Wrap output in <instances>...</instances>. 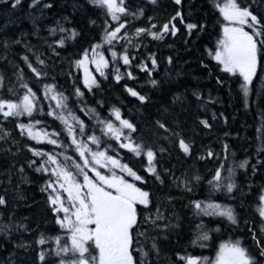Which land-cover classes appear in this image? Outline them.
<instances>
[{
  "label": "snow or ice",
  "instance_id": "6c2138e0",
  "mask_svg": "<svg viewBox=\"0 0 264 264\" xmlns=\"http://www.w3.org/2000/svg\"><path fill=\"white\" fill-rule=\"evenodd\" d=\"M8 2L15 8L21 0ZM40 2L32 0V6ZM88 3L102 9L105 19L99 40L83 48L76 54L78 58L70 61V64L83 70L82 79H73L72 91L65 94L66 90H61L55 83L56 78L49 76L48 58L33 51V46L25 44L26 54L20 59L30 70V79H26L24 70L17 67L14 71L16 84L8 88L12 98L0 96V121H3L0 123V142H11V146L2 149L5 153H11L12 147H18V141L13 137V131L18 129L19 136L27 141L23 148L32 157L27 160V167L48 177L42 191L49 192L47 202L54 213V222L63 235L46 237L41 233L36 243L44 245L49 240L55 242L54 248L39 252L41 264H50L46 259L49 256H55L57 264H149L150 254L159 253L157 237L152 233L168 230L171 227L170 220L161 211L159 202L154 204L152 194L137 186L136 182L146 185L147 181L129 163L123 162L119 150H127L140 158L142 164L146 161L143 171L163 185L165 178L157 167L159 133L162 131L165 138H174L185 155H192L194 145L185 139L183 133L175 130L180 127L178 116L167 108L164 109V118L154 122L152 138L145 139L143 134L134 138L138 132L137 125L123 118L119 108L113 107L108 117L103 118L96 108L87 105L84 97L85 92L92 93L100 88L95 73L108 79L111 72L117 83L124 76L135 79L132 67L136 57L130 54L129 49L143 46L137 43V39L151 37L153 40H162L168 34L175 36L179 31L175 22L179 18V22L184 23V17L182 12L177 11L165 22L153 23L156 17L147 16V27H133V21L145 16L144 7L136 6L132 10L127 0H88ZM147 3L157 6L158 0H147ZM174 3L181 5L182 0H174ZM44 7L50 9L53 5L49 3ZM214 7L227 23L223 25L222 36L209 55L223 73L231 74L240 81L239 89L247 103L254 79L258 78L259 72H264V0H224L223 3L214 0ZM63 19L67 21L68 18ZM89 22L96 24L95 20ZM185 27L188 35H191L193 30L202 31L205 26L187 23ZM48 31L53 42L47 48L57 57V49H64L68 40H76L80 35L76 28H67L59 21ZM57 33L60 34L59 39H55ZM10 43L20 44L21 41H0L5 53ZM117 45L122 51H117ZM29 53L34 60L30 59ZM106 53H110V57ZM2 58L7 59V56ZM149 61L153 69L158 66L155 54L150 53L136 67L151 76ZM168 63H172V57L168 58ZM90 65L94 68H90ZM121 67L127 71L121 73ZM47 80H52V83L45 82ZM4 82L5 76L0 73V88L4 87ZM159 83L155 79L151 80L154 87ZM216 83L222 85L223 81L217 77ZM125 90L142 104L150 99L133 88L126 87ZM193 95L200 98L196 92ZM71 97H75V101H71ZM179 99V95L175 96L174 102ZM44 101L48 102L47 105ZM102 103L97 101V106ZM77 113H82L94 123H86ZM36 114L51 117L54 123L59 121V124L50 127L43 118L37 119ZM21 117H27V123L20 121ZM7 122H12L13 130L4 126ZM198 123L206 129L212 127L208 120H199ZM31 142H35L36 146ZM48 146H51L50 150H45ZM228 148V144L223 145L225 161ZM165 151L159 147V154ZM206 155L217 156L211 149L206 150ZM248 165V160L228 168H225L224 163H219L218 167L210 170L211 179L206 181L210 195L223 191L231 196L234 191H239L234 180L235 168L246 169ZM261 166L264 167V162ZM252 168L255 173V166ZM18 170L23 173L24 166L21 165ZM163 171L172 177L171 184L182 187L187 193L192 192L193 185L205 181V177L198 174L189 176L184 173L177 177L171 169ZM125 174L133 178V182H129ZM173 199L168 197L169 203ZM258 199V211L262 218L261 224L264 225V190ZM5 204V197L0 196V205ZM153 206L154 212L151 211ZM189 206L197 215L226 218L230 226H239L236 208L232 204L224 205L209 199L192 200ZM16 227L27 229L26 225ZM197 229L192 243L203 247V242L211 238L208 234L211 230H203L202 225H197ZM11 230L10 224L0 225V232L6 236H10ZM216 230L219 231V228ZM248 232L256 246V254L244 247L241 239H236L235 242L221 244L214 261L177 254L178 260L182 264H264V227L259 231L249 228ZM149 241L151 247L147 248ZM93 246L98 255L90 254ZM134 254L140 258L137 259Z\"/></svg>",
  "mask_w": 264,
  "mask_h": 264
},
{
  "label": "trees",
  "instance_id": "16d2710c",
  "mask_svg": "<svg viewBox=\"0 0 264 264\" xmlns=\"http://www.w3.org/2000/svg\"><path fill=\"white\" fill-rule=\"evenodd\" d=\"M220 2L223 3L224 0ZM49 3L53 5L52 8L44 7ZM127 3L132 10L136 6L145 8V16L133 21V27H147V16L156 17L153 23H163L177 11L182 12L184 17V23H180L179 18L175 22L179 29L175 36L168 34L162 40H153L151 37L137 39V43L143 46L129 49L130 54L136 57L132 67L135 79L124 76L117 83L111 72L108 79L95 73L100 88L92 93L85 92L84 97L87 105L96 108L103 118L108 117L113 107L119 108L123 118L137 125L138 132L134 134V138L141 134L145 139L152 138L154 122L164 118V109L167 108L178 116L180 127L175 130L183 133L185 139L194 145L192 155H185L174 138H165L162 131L159 133L157 167L165 178L163 185L143 171L146 161L142 164L140 158L134 157L127 150H119L123 162H129L147 181L146 185L142 182L138 185L152 194L154 204L159 202L161 211L170 220L171 227L168 230L152 233L157 237L159 253L150 254L149 264H182L177 254L213 261L221 244L235 242L236 239H241L243 246L256 254V246L248 229L259 231L264 227L258 211V197L264 190V167L261 166L264 162V72H259L258 78L254 79L246 103L239 89L240 81L231 74L223 73L209 55V51L215 49L217 40L222 36V26L225 23L219 10L214 7V0H182L181 5H176L174 0H158L157 6L148 4L147 0H127ZM64 17L68 18L67 21ZM104 19L103 10L88 3V0H41L35 6H32V0H21L15 8L8 0H0V41H21L20 44L10 43L7 53L0 46V73L5 76L0 96L12 98L8 88L16 84L14 71L17 67L24 70L26 79H30V70L20 59L26 54L25 44L33 46V51L48 58L49 76L56 78L55 83L61 90H66L65 94L70 93L73 79L83 77L82 69L76 68L70 61L78 58L76 54L83 48L99 40ZM90 20H95L96 24L92 25ZM57 21L67 28H76L80 33L76 40H68L64 49H57L59 57L47 48V45L53 42L48 30L54 27ZM187 23L205 27L202 31L193 30L192 34L188 35L185 27ZM59 38L60 34L57 33L55 39ZM117 51H122L119 45ZM150 53L155 54L158 63L153 69L150 61L148 62L151 76L136 67ZM29 55L30 59L34 60L30 53ZM106 55L110 57V53ZM4 56H7V59H3ZM169 57H172L171 64L168 63ZM205 65L207 67H204ZM126 71V68H120L121 73ZM217 77L223 81L222 85L216 83ZM152 79L160 82L159 85L154 87L151 84ZM45 82L52 83V80ZM126 87L149 96V101L142 104L125 90ZM193 92L200 98L194 96ZM177 95L180 99L174 102ZM75 99L71 97V101ZM97 101H102V105L97 106ZM47 103L44 101L45 105ZM77 115L86 123H94L82 113ZM36 118H43L50 127L59 124V121L54 123L51 117L41 114H36ZM199 120H208L212 127L204 128L198 123ZM20 121L27 123V117H21ZM4 126L13 130L12 122L4 123ZM18 133V129L13 131L18 147H12L11 153L2 150L11 146V142H0V196H4L6 200L5 205H0V225L12 226L10 236L0 232V264H41L39 252L55 247L52 240L44 245L36 243L41 233L46 237L63 233L55 224L54 213L47 202L49 192L42 191L48 177L27 167V160L32 157L23 148L27 141ZM31 143L36 146L35 142ZM224 144L229 146L226 161L223 158ZM159 147L166 149L162 155L159 154ZM50 148L51 146H48L45 150ZM207 149H211L217 156L208 157ZM244 160L249 162L246 169L235 168L234 180L239 191H234L231 196L223 191L210 195L206 182L211 179L210 170L218 167L219 163H224L225 168H228ZM21 165L24 166L23 173L18 170ZM253 165L256 168L255 173ZM164 169H171L177 177L184 173L189 176L198 174L205 177V181L193 185L192 192L187 193L182 187L177 188L171 184L172 177L164 173ZM224 175H227L226 171ZM168 197L174 198L171 203ZM209 199L224 205H234L239 226H230L226 218L197 215L189 206L192 200ZM151 211H155L154 206ZM221 220L223 223H220ZM17 225H26L27 229H17ZM197 225H202L205 231L211 230L208 233L211 238L203 242V247L192 243L198 232ZM150 247L151 241L147 244V248ZM93 250L90 249L91 255H94ZM134 255L137 259L140 258L138 254ZM46 259L50 264H57L55 256Z\"/></svg>",
  "mask_w": 264,
  "mask_h": 264
},
{
  "label": "flooded vegetation",
  "instance_id": "af4514ba",
  "mask_svg": "<svg viewBox=\"0 0 264 264\" xmlns=\"http://www.w3.org/2000/svg\"><path fill=\"white\" fill-rule=\"evenodd\" d=\"M125 163H129V162H125ZM129 165L131 166V167H133V169L135 170V171H137L135 168H134V166H132L130 163H129ZM138 172V171H137ZM139 175H140V173H138ZM125 178L126 179H128L129 180V182H133V178H131V177H128L126 174H125ZM137 183V186L138 187H140V185H138V183L139 182H136ZM93 249H94V246H93ZM92 254H94V255H98V253L96 252V251H92Z\"/></svg>",
  "mask_w": 264,
  "mask_h": 264
},
{
  "label": "rangeland",
  "instance_id": "374dc122",
  "mask_svg": "<svg viewBox=\"0 0 264 264\" xmlns=\"http://www.w3.org/2000/svg\"><path fill=\"white\" fill-rule=\"evenodd\" d=\"M225 23H227V21H225ZM225 23H224V24H225ZM224 24H223V25H224ZM222 27H223V26H222ZM246 30H247V29H246ZM90 68H94V66H91V65H90ZM82 72H83V70H82ZM65 195H66V194H65ZM215 258H216V257H215ZM214 260H215V259H214ZM214 260H213V261H214Z\"/></svg>",
  "mask_w": 264,
  "mask_h": 264
}]
</instances>
